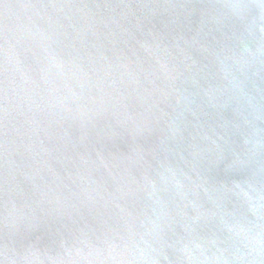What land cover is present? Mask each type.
I'll use <instances>...</instances> for the list:
<instances>
[{
  "label": "water",
  "instance_id": "95a60500",
  "mask_svg": "<svg viewBox=\"0 0 264 264\" xmlns=\"http://www.w3.org/2000/svg\"><path fill=\"white\" fill-rule=\"evenodd\" d=\"M0 264H264V0H0Z\"/></svg>",
  "mask_w": 264,
  "mask_h": 264
}]
</instances>
